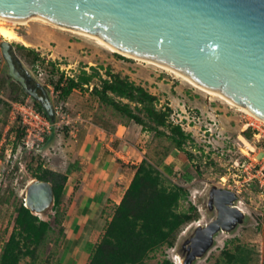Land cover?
<instances>
[{"label":"rangeland","instance_id":"374dc122","mask_svg":"<svg viewBox=\"0 0 264 264\" xmlns=\"http://www.w3.org/2000/svg\"><path fill=\"white\" fill-rule=\"evenodd\" d=\"M5 25L28 42L25 45L9 40L22 64L46 88L55 115L53 121L49 120L54 127L49 144L45 140L34 148H24L21 143L14 145L15 133L11 130L18 118L13 115L11 105L16 90L7 78L8 68L0 45V83L3 84L0 87V254L12 232L16 206L24 199L25 185L33 179L27 167L30 162L34 168L39 158L46 170L67 174L59 206L64 236L57 239V231L49 234L38 249L39 260L35 264H87L115 202H119L136 166L145 158L166 178L167 186L181 183L189 192L188 201L181 199L178 207L179 212L186 211L189 202L197 207L200 217L189 225L206 222L196 201L210 184L236 192L239 205L249 217L248 223L234 234H219L215 246L197 264H225L224 249L235 252L241 249L247 256V264H264V200L255 181L248 179L264 173V143L253 134L257 132L253 126H262V121L220 97L199 90L167 69L112 52L91 38L60 30L55 24L29 20L25 24ZM2 40L0 36V44ZM18 44L55 61L67 75H77L81 70L90 73L93 67L102 77L109 71L143 87L155 97V110L169 108L167 122L180 126L190 138L182 143V150L176 148L169 138L172 133L168 127L156 125L142 111H137L140 104L112 95L114 101L127 104L154 129L133 123L92 93V87H100L97 78L88 87L74 90L65 103L56 102L57 93L48 84L44 67L31 65L28 62L31 54L18 50ZM247 129L252 132L249 140L242 135ZM106 185L109 197L103 198L102 217L94 227L90 222L99 205L94 206V202L89 205L87 201ZM86 206L91 208L87 213L81 211ZM52 214L51 209L40 218L52 220ZM189 225L183 227L179 236ZM237 246H240L238 250ZM172 253V249L159 248L150 252L145 262L159 264L164 258L173 261ZM30 262L27 257L21 264Z\"/></svg>","mask_w":264,"mask_h":264},{"label":"water","instance_id":"95a60500","mask_svg":"<svg viewBox=\"0 0 264 264\" xmlns=\"http://www.w3.org/2000/svg\"><path fill=\"white\" fill-rule=\"evenodd\" d=\"M0 16L18 21L36 16L97 36L120 52L175 70L264 120V0H0ZM0 45L7 78L53 121L46 88L9 40ZM53 137L54 131L46 144ZM23 201L32 214H46L54 204L51 183L31 179ZM196 204L206 222L189 225L178 237L174 264H197L219 234H234L249 221L237 193L215 184Z\"/></svg>","mask_w":264,"mask_h":264},{"label":"trees","instance_id":"16d2710c","mask_svg":"<svg viewBox=\"0 0 264 264\" xmlns=\"http://www.w3.org/2000/svg\"><path fill=\"white\" fill-rule=\"evenodd\" d=\"M16 47L18 50L26 51L25 55L31 54V57L28 56V62L31 65L39 64L40 67H44L47 72V82L57 93L56 102L65 103L74 90L88 87L91 81L97 78L100 87H92V93L103 103L127 116L133 123L142 128L154 129V126L147 124L127 104L114 101L112 95L140 104V107L136 106L137 111H142L156 125L168 127L172 133L169 138L174 142L176 148L182 150V143L190 138V135L185 134L180 126L167 122L169 108L162 111L155 110L153 106L155 97L128 79L109 71H106V77H102L93 67H91L92 72L90 73L81 70L77 75H67L58 68L55 61L46 60L25 46L18 44ZM115 55L124 58L118 54ZM10 83L16 90L14 101H24L27 95L15 82L10 80ZM1 85H3L2 82L0 87H2ZM31 103L43 112L36 101L31 100ZM15 124L16 126L11 130L15 133L14 145L17 146L20 143L23 145L26 128L21 124L19 118L16 119ZM242 135L249 140L252 132L247 129L242 132ZM48 137H46V141ZM35 165L34 168L31 162L27 165L31 176L49 181L53 188L54 204L51 209L54 214L51 215L52 220H44L39 215L32 214L24 206V201L20 200L16 206L12 232L1 250L0 264H21V261L27 257L31 259L29 264H35L39 260L38 249L49 234L57 231L59 234L57 239H62L64 236L63 217L59 213V206L63 201L67 174L46 170L39 158ZM165 182L166 178L153 164L145 158L141 159L119 203L115 204L113 213L104 228V233L94 246L87 264H146L145 258L150 252L159 248H164L166 251L174 248L183 227L198 220L200 214L192 202H189L186 211L179 212V203L181 199L188 201L189 192L181 183H171L170 186H167ZM102 211L101 207L96 212L90 222L92 226L98 225ZM239 247L237 246L236 249L238 250ZM240 250L235 252L224 249L222 257L225 264H247V256ZM159 264H174V262L171 258H164Z\"/></svg>","mask_w":264,"mask_h":264},{"label":"built area","instance_id":"2783aa9c","mask_svg":"<svg viewBox=\"0 0 264 264\" xmlns=\"http://www.w3.org/2000/svg\"><path fill=\"white\" fill-rule=\"evenodd\" d=\"M11 106L13 115H15L16 118H19L20 122L26 128L23 146L34 148V146L42 144L46 137L54 131V127L52 124L50 125L49 118L44 112L39 111L34 104L31 103L30 98H26L24 101H14ZM261 123L262 126H253L257 129V132H254L253 134L264 143V122ZM248 179L255 181L264 200V173L262 172L259 176H250Z\"/></svg>","mask_w":264,"mask_h":264},{"label":"bare ground","instance_id":"6f19581e","mask_svg":"<svg viewBox=\"0 0 264 264\" xmlns=\"http://www.w3.org/2000/svg\"><path fill=\"white\" fill-rule=\"evenodd\" d=\"M29 20H39L41 22L50 23V22H47L46 20L41 19V18H38L36 16L31 17V18H28V19H25V20H22V21L11 20V19L4 18V17H1L0 16V36L3 37L5 40H16V41H20L22 44L29 45L26 40H24L22 37H20L18 35L17 32H15L12 28H10V27H8V26L5 25L7 22H9V23H15V24H25ZM54 26L57 27V28H59L60 30L71 31V32H74V33H78L80 35H83L85 37L91 38V39L95 40L99 45L103 46L104 48H107L108 50H110L112 52H118V53H121V54H123L125 56L133 57L135 59H138V60H141V61H144V62H147V63H151V64L157 65L159 67H162L164 69H167V70L171 71L173 74H175L177 76H180L185 81H187L189 84H191L192 86L198 88L199 90H201V91H203V92H205V93H207L209 95L220 97L222 100H224L229 105L235 106L239 110L247 113L248 115L252 116L253 118H255V119L259 120V121L264 122L263 119H261L260 117H258L254 113L250 112L249 110H247L243 106H240V105L234 103L233 101L227 99L226 97H224V96H222V95H220V94H218L216 92H213V91H211V90H209L207 88H204L203 86L197 84L196 82L190 80L189 78L183 76L182 74L176 72L175 70H173V69H171L169 67H166V66H163V65H160V64H157V63L148 61V60H144V59H141V58H138V57H135V56H132V55H129V54L120 52V51L116 50L113 46H110L107 42L103 41L102 39H100L97 36H93V35H90V34H86V33H83V32H79V31H76V30H73V29H69V28H65V27H61V26H57V25H54Z\"/></svg>","mask_w":264,"mask_h":264},{"label":"crops","instance_id":"0c3cea01","mask_svg":"<svg viewBox=\"0 0 264 264\" xmlns=\"http://www.w3.org/2000/svg\"><path fill=\"white\" fill-rule=\"evenodd\" d=\"M109 185V184H108ZM108 189H109V186H104V188H102V190H100V192L95 196V197H92V198H90L88 201H87V203H89V205L91 204V203H95L94 204V206H96V205H99V207H101V203H102V201H103V198L104 197H109V194H108ZM120 201V200H119ZM117 203H119V202H115V204H117ZM82 207V206H81ZM99 207L95 210V212H94V214L97 212V210H99ZM91 210V208H90V206L89 207H84V209L83 210H81V211H86V213L87 212H89Z\"/></svg>","mask_w":264,"mask_h":264}]
</instances>
